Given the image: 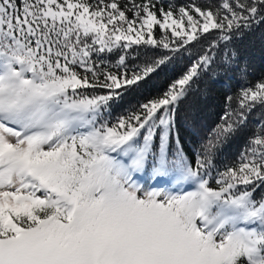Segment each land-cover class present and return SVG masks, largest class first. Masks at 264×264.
<instances>
[{
  "label": "snow or ice",
  "instance_id": "obj_1",
  "mask_svg": "<svg viewBox=\"0 0 264 264\" xmlns=\"http://www.w3.org/2000/svg\"><path fill=\"white\" fill-rule=\"evenodd\" d=\"M256 38L264 0H0V264H264V111L216 164L264 110Z\"/></svg>",
  "mask_w": 264,
  "mask_h": 264
},
{
  "label": "trees",
  "instance_id": "obj_2",
  "mask_svg": "<svg viewBox=\"0 0 264 264\" xmlns=\"http://www.w3.org/2000/svg\"><path fill=\"white\" fill-rule=\"evenodd\" d=\"M178 4L185 3L187 0H176ZM259 34H257L258 37ZM240 51L243 56L247 57L249 60L251 68V78L255 79L256 77L264 74V48H262L260 40L255 39V42L245 41L240 46ZM169 73H162L158 78L157 86L163 87L167 82ZM231 87L232 91H235L238 86V81L232 79L228 81L225 78H222L219 81L212 82L209 84V94L206 100H200L196 106L195 114V123L198 129L201 130L203 134V129L211 128L218 122V114L222 111L220 103L224 96L226 87ZM203 83L201 87H203ZM136 97H129L130 101H134ZM191 101L185 102L181 105V110L178 117V123L183 118H188L189 121L192 120V117L189 116L188 108ZM118 111V110H117ZM261 110L257 108L254 110L253 114L249 117V124L244 130L238 133L230 141L225 143L217 153L216 164L221 166L223 163H227L232 160L236 154L242 149L244 145L245 138L251 133L253 123L260 117ZM116 113L113 114V119L115 118ZM182 140L185 142V150L188 152L189 156L192 154V148L197 146V141L195 137L191 136V133L185 129H181Z\"/></svg>",
  "mask_w": 264,
  "mask_h": 264
}]
</instances>
